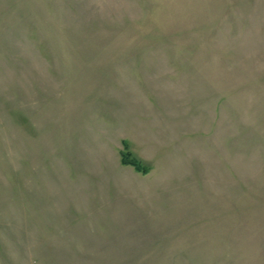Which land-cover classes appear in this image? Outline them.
Returning a JSON list of instances; mask_svg holds the SVG:
<instances>
[{"label":"rangeland","instance_id":"374dc122","mask_svg":"<svg viewBox=\"0 0 264 264\" xmlns=\"http://www.w3.org/2000/svg\"><path fill=\"white\" fill-rule=\"evenodd\" d=\"M0 264H264V0H0Z\"/></svg>","mask_w":264,"mask_h":264},{"label":"trees","instance_id":"16d2710c","mask_svg":"<svg viewBox=\"0 0 264 264\" xmlns=\"http://www.w3.org/2000/svg\"><path fill=\"white\" fill-rule=\"evenodd\" d=\"M125 158H127L126 155H125ZM124 161H125V162H132V163H134V165H137V167H138L139 169H141L140 165H139L136 161H132V160H130V159H128V158L125 159Z\"/></svg>","mask_w":264,"mask_h":264}]
</instances>
